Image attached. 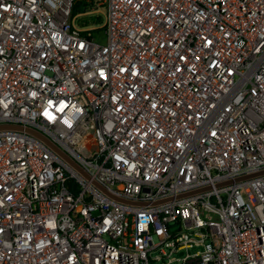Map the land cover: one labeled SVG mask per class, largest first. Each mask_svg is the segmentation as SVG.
<instances>
[{"label":"built area","instance_id":"built-area-1","mask_svg":"<svg viewBox=\"0 0 264 264\" xmlns=\"http://www.w3.org/2000/svg\"><path fill=\"white\" fill-rule=\"evenodd\" d=\"M78 3L0 0V264H264V0Z\"/></svg>","mask_w":264,"mask_h":264},{"label":"rangeland","instance_id":"rangeland-1","mask_svg":"<svg viewBox=\"0 0 264 264\" xmlns=\"http://www.w3.org/2000/svg\"><path fill=\"white\" fill-rule=\"evenodd\" d=\"M84 3V0H79L80 7L76 10H73V22L78 27H87L92 25H101L104 22V12H92V13H81L85 10V8L82 7V4ZM106 9V7H103V11Z\"/></svg>","mask_w":264,"mask_h":264},{"label":"trees","instance_id":"trees-1","mask_svg":"<svg viewBox=\"0 0 264 264\" xmlns=\"http://www.w3.org/2000/svg\"><path fill=\"white\" fill-rule=\"evenodd\" d=\"M79 7H80V4L78 3L77 5H75L74 10H76Z\"/></svg>","mask_w":264,"mask_h":264}]
</instances>
